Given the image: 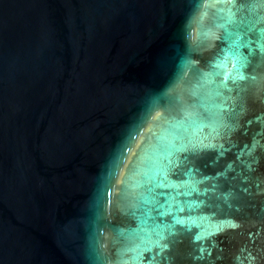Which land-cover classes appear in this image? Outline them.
Here are the masks:
<instances>
[{
  "label": "water",
  "instance_id": "95a60500",
  "mask_svg": "<svg viewBox=\"0 0 264 264\" xmlns=\"http://www.w3.org/2000/svg\"><path fill=\"white\" fill-rule=\"evenodd\" d=\"M0 264H264V0H0Z\"/></svg>",
  "mask_w": 264,
  "mask_h": 264
}]
</instances>
